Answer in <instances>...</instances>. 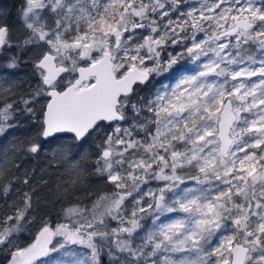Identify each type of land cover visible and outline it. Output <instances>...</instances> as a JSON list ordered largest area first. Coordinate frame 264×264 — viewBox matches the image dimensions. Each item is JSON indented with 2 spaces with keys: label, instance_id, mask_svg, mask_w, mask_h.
Here are the masks:
<instances>
[{
  "label": "snow or ice",
  "instance_id": "obj_1",
  "mask_svg": "<svg viewBox=\"0 0 264 264\" xmlns=\"http://www.w3.org/2000/svg\"><path fill=\"white\" fill-rule=\"evenodd\" d=\"M10 16L0 4V264H264V0Z\"/></svg>",
  "mask_w": 264,
  "mask_h": 264
},
{
  "label": "trees",
  "instance_id": "obj_2",
  "mask_svg": "<svg viewBox=\"0 0 264 264\" xmlns=\"http://www.w3.org/2000/svg\"><path fill=\"white\" fill-rule=\"evenodd\" d=\"M20 3H21V0H0V4L7 5L9 8V11L11 12V16L9 17V23L10 24L14 23L16 20V14H17V10L20 6ZM20 79L22 81H25L23 86L27 87L28 86L27 78L23 75V72L21 73ZM34 131H35L34 127L31 124H28L25 122L24 125L17 130L16 134L18 136H28L30 134H34ZM42 163H43L42 160L39 162H34L30 158H27L22 162L23 166L36 167V168H39V166ZM50 183H51V181H50ZM41 191H42V194L46 197L50 198L52 195L51 192H44L43 189ZM97 191L102 192L103 188L102 187L98 188Z\"/></svg>",
  "mask_w": 264,
  "mask_h": 264
}]
</instances>
